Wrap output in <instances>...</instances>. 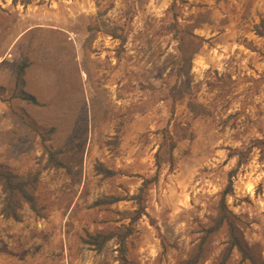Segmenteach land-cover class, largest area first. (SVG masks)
<instances>
[{
    "label": "rangeland",
    "instance_id": "obj_1",
    "mask_svg": "<svg viewBox=\"0 0 264 264\" xmlns=\"http://www.w3.org/2000/svg\"><path fill=\"white\" fill-rule=\"evenodd\" d=\"M262 21L264 0H0V264H264Z\"/></svg>",
    "mask_w": 264,
    "mask_h": 264
},
{
    "label": "trees",
    "instance_id": "obj_2",
    "mask_svg": "<svg viewBox=\"0 0 264 264\" xmlns=\"http://www.w3.org/2000/svg\"><path fill=\"white\" fill-rule=\"evenodd\" d=\"M263 22L264 21H262L261 24H263ZM257 33L264 36V31L257 32ZM0 185H1L2 191L5 193V196H6L5 209H4L3 215L9 216V217L11 215L13 216L14 210L11 209L10 204H11V198L14 195V190H15L16 185L15 186L10 185L9 177L3 171H0ZM109 237L110 236L108 235L97 234L95 236H91L89 241L93 243V245L97 244L98 245L97 247L99 248L101 246V243L105 242ZM233 241H234L233 243L236 244V239Z\"/></svg>",
    "mask_w": 264,
    "mask_h": 264
}]
</instances>
